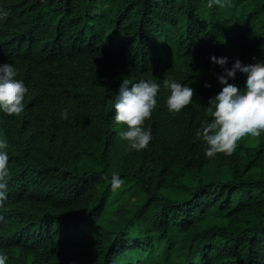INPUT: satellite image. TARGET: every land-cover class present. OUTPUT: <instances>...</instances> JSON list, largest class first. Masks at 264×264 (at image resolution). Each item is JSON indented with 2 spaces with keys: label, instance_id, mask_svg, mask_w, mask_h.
<instances>
[{
  "label": "trees",
  "instance_id": "trees-1",
  "mask_svg": "<svg viewBox=\"0 0 264 264\" xmlns=\"http://www.w3.org/2000/svg\"><path fill=\"white\" fill-rule=\"evenodd\" d=\"M202 1L0 0V56L34 88L27 113L0 121L9 144L1 247L20 245L40 264H264V134L242 138L232 155L206 157L196 132L212 117L195 94L180 112L153 110L148 147L129 150L119 137L125 125L90 102H64L87 97V77L103 71L210 83L221 66L199 50L203 21L192 10ZM222 4L207 9L225 24L210 52L220 58L245 38L252 59L264 60V0ZM215 31L216 23L204 39L217 41ZM39 36L60 51L45 50L44 65L22 51ZM199 61L209 67L183 66ZM100 83L105 98L115 96ZM113 173L128 180L114 208Z\"/></svg>",
  "mask_w": 264,
  "mask_h": 264
},
{
  "label": "clouds",
  "instance_id": "clouds-1",
  "mask_svg": "<svg viewBox=\"0 0 264 264\" xmlns=\"http://www.w3.org/2000/svg\"><path fill=\"white\" fill-rule=\"evenodd\" d=\"M213 4L223 6L222 0H205L193 7V14L201 18L203 27L196 35L199 50L207 54V58L221 66L219 72L213 70V79L210 83L204 79L193 80L188 84H181L172 79L161 77L132 79L130 72L103 71L95 76L87 77L93 82L92 91L81 99L74 94L69 96L70 105L88 104L93 112L108 115L112 123L125 125L126 130L119 132V137L128 142L129 150L141 151L148 147L152 136L151 131L144 125L151 118L156 108L168 107L170 112H180L183 108L192 106L195 94L200 98L208 99L207 113L212 117L211 122L205 121L197 130L196 137L206 143L205 155L208 158L223 153L232 155L238 142L245 137H260L264 134V60L255 61L251 45L245 38H241L237 49L231 50L220 58L210 52L223 39L224 27L223 14L215 10H207ZM216 23L217 31L214 34L218 40H205L210 27ZM54 46V47H53ZM60 53L59 48L47 36H39L29 39L23 46V54L37 60L41 65L51 60L41 62L46 57L45 50ZM215 51V50H214ZM4 54V52L2 53ZM210 60V62H211ZM12 62V64L6 63ZM209 63L202 61L183 65L192 70H205ZM15 61L0 56V121L10 116H19L28 112L30 101L34 99V88L26 79V71H18L14 67ZM104 77L109 82L104 81ZM166 78V79H165ZM112 84L115 96L105 98L100 92L104 86ZM167 96L165 95V90ZM170 91V95L168 94ZM39 95L44 90H38ZM94 95L92 96V94ZM85 102H84V101ZM62 116L68 118L67 110H63ZM9 148L6 139H0V206L7 200L8 190V161L9 156L5 149ZM108 180V177H104ZM113 191L120 189L124 181L116 173L109 180ZM3 211H0V224L3 222ZM24 247L20 245L0 246V264H40L28 250L27 256L20 255Z\"/></svg>",
  "mask_w": 264,
  "mask_h": 264
},
{
  "label": "rangeland",
  "instance_id": "rangeland-1",
  "mask_svg": "<svg viewBox=\"0 0 264 264\" xmlns=\"http://www.w3.org/2000/svg\"><path fill=\"white\" fill-rule=\"evenodd\" d=\"M256 138H257V137H250V140H251V141H254ZM123 181H124V184H123V186H122L120 189H118V190H116V191H113V190H112V192L110 193V197H109V199H110L111 202L114 204V205H113V208L117 206V203H118V201L120 200V197H121L123 191H124V190L126 189V187L128 186V184H127L128 180L125 179V180H123ZM127 188H128V187H127ZM134 230H135V229H134ZM136 232H137V231H136Z\"/></svg>",
  "mask_w": 264,
  "mask_h": 264
},
{
  "label": "bare ground",
  "instance_id": "bare-ground-1",
  "mask_svg": "<svg viewBox=\"0 0 264 264\" xmlns=\"http://www.w3.org/2000/svg\"><path fill=\"white\" fill-rule=\"evenodd\" d=\"M236 43V42H235ZM6 63H9V64H12V62H6ZM14 67L17 69V72L19 71V66L18 65H14ZM32 245V244H31Z\"/></svg>",
  "mask_w": 264,
  "mask_h": 264
}]
</instances>
